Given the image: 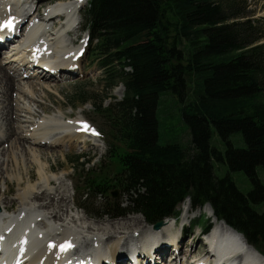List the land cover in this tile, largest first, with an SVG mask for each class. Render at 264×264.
<instances>
[{"label":"trees","instance_id":"trees-1","mask_svg":"<svg viewBox=\"0 0 264 264\" xmlns=\"http://www.w3.org/2000/svg\"><path fill=\"white\" fill-rule=\"evenodd\" d=\"M242 6L88 1L81 15L102 96L125 88L123 99L107 107L109 97L80 98L78 91V101L92 104L114 139L105 159L119 170L99 181L83 178L84 201L113 198L102 217L136 213L156 225L189 200L196 209L209 205L264 255V30L244 19ZM166 98L181 112L185 132L163 141L157 111Z\"/></svg>","mask_w":264,"mask_h":264},{"label":"bare ground","instance_id":"bare-ground-1","mask_svg":"<svg viewBox=\"0 0 264 264\" xmlns=\"http://www.w3.org/2000/svg\"><path fill=\"white\" fill-rule=\"evenodd\" d=\"M53 1L55 0H40L39 5L23 3L22 7H18L20 0H0V25L13 18L19 19V26H21V30L17 32V36L21 35L18 40L11 39L12 35L6 34L7 31H0V52L8 43L9 46L12 45L11 49L4 52V59L1 60L0 57V147L8 141L11 142L10 147H12L11 150L0 148V216H4L6 212H13L14 216L21 219L22 213H25L27 222L36 221L43 232L40 234L42 238L34 237L33 231L25 239H22L24 234L22 231L8 235L9 239H13L16 243L20 242L23 246L29 244L32 247L20 255L21 260H10L8 259L10 254L6 251L8 248L0 246V263L76 264L71 257L74 254L73 250L77 248L80 249L77 255L82 257L84 264H100L106 261L109 262L108 264H115L114 254L123 258L127 255L126 253L133 254L134 247L143 252V255L136 257V264H167V262L178 264L180 254L188 253L192 254L189 258L201 257L206 251L203 237L194 231L184 230L182 234H179L178 245L173 244V239L177 237V233L172 231L173 219H166L159 230L143 225V222L136 217L127 218L115 224L114 222L117 221L113 223L106 221L105 223L108 224L105 227L88 224L84 216L75 212L79 206L75 196L76 186L72 183L69 189L66 184L72 179V175L67 170L57 171L61 175L52 174L53 170L49 165L51 154L55 156V159L51 157L50 162L56 161L60 155L64 157L65 153L60 154L61 151H59L63 147L78 146L80 148L88 143L92 145L93 142L98 145L99 141L92 124L85 118L82 111L74 117V115L65 114L62 109L51 108L41 99L42 94L39 96L40 99H35V93L39 90L34 91L31 87L32 84L42 83L44 84L41 85L44 88L43 93L46 94L50 92L49 85L56 79H61V76L68 74H76L81 68L82 61L76 57L84 44L80 47L77 45L73 49L71 45L80 43L78 33L83 29L80 10L85 0H64L56 3ZM30 14L36 15L39 22H29L33 16H29ZM70 28H73L72 34H68ZM48 33H50L49 36ZM73 36L75 38L70 39L71 43L69 42L70 45H68L69 37ZM34 51L38 52V56L42 55L41 60L32 58ZM74 57L76 61H80L79 64L74 62ZM65 59L66 64L59 63ZM36 60L39 62L36 63ZM76 64L77 71L74 70ZM15 91L24 94L27 101L30 100L32 104L28 102L30 106L21 105L17 97H15L17 100L15 104ZM123 92L122 87L116 89L119 98L122 97ZM37 102L43 106L40 111L32 108H37L35 105ZM52 113L56 115H50ZM36 115L42 117L35 118ZM25 125L28 129L27 133L22 130L20 132L19 130ZM92 131V136L87 137ZM44 152L48 153L44 154ZM32 165L36 167L34 170L37 174V181L34 183L31 175ZM72 191L75 203L71 204L69 199H73L70 196ZM75 205H77L76 209ZM185 205L186 210H191L189 202ZM206 208L213 216L211 207L208 205ZM110 218L114 217L110 216ZM105 220L107 219L100 220L98 223ZM186 220L187 216H184L183 225L187 224ZM3 221L7 222L6 219ZM214 222L216 231L212 235L214 246H212L211 254L214 251L218 253L220 248H226V244L230 245L233 241H237L241 248L247 249V254L238 255L233 261L234 264H246L249 260L253 264H264V256L249 245L240 232L226 223ZM12 225L13 223L8 227ZM118 227L127 235L126 233H124L125 236L121 235V232L117 231ZM203 228H207V225ZM189 232L193 236L189 235ZM186 241L193 242V246L189 247L190 251L187 249ZM95 243L101 250L97 255L89 251ZM106 244H108L107 248ZM204 256H207V253ZM221 264L228 263L221 261Z\"/></svg>","mask_w":264,"mask_h":264},{"label":"rangeland","instance_id":"rangeland-1","mask_svg":"<svg viewBox=\"0 0 264 264\" xmlns=\"http://www.w3.org/2000/svg\"><path fill=\"white\" fill-rule=\"evenodd\" d=\"M27 1H28V3H30V5L35 6L38 3V1H40V0H27ZM44 1H46V0H44ZM57 1H64V0H55L53 2L56 3ZM88 1L89 0H85L83 2V6H81L80 11H82V10H84V8H86ZM239 1L243 4L242 10H243V13H245L244 19L250 20L251 22H253L254 25L260 26L263 28L262 30H264V0H239ZM37 5H39V3ZM31 15H33V14H30L29 16H31ZM33 16L31 17L29 22H32V21H36V22L38 21L39 22L36 15H33ZM81 22L83 25V29L78 33V36H79L78 39H79L80 43L79 44L75 43V45H73V44L71 45L72 49L77 45H79V47L82 46L83 44H84V46H86V54L81 59L82 63H80V61H76L75 57H74V62H77L78 64L80 63V66H81L78 73L72 74V75L71 74L65 75V76H67V78L65 76H61V79H56L54 81V83L49 85V88L47 87L48 90H50V92H47L46 94L43 93L44 88H42L41 85H44V84H42V83L32 84L31 87L34 91L39 90L38 92L35 93V99L36 98L40 99L39 96L42 94L43 98H41V99L44 100L45 104L51 108L55 107V108L62 109L65 114L74 115V117H77L78 113L82 111L85 118L92 124L93 131L96 132V135H97V138H99V141H98L97 146H91L88 143L87 145L82 146L80 148L78 146L71 147V148L63 147L59 151H61L60 154H62L63 152L65 153L64 157L60 155L58 158H56V161L52 160L50 162L51 157L53 159H55V156L51 154V157L49 159V165L51 166V169L54 171V172L52 171V174L61 175L58 173L59 171L67 170L72 175V179L68 180L66 184H67V186H69V185L71 186L72 183H75V186H76L75 196H76V201L78 202L79 206L77 207V211H75V212L79 213L81 216H84V218L86 219V222H89L88 224H95L98 226L105 227L108 224V223H105L106 221H109L112 223L114 221H117V222H114V224H115V223H118V221H124L127 218L132 219L133 217H136L141 222H143V225L149 226L146 223L144 217L142 215L136 214V213H128L125 216L116 217V218L115 217L110 218V216H105V217L103 216L102 217L101 216L102 211H103L102 206L105 205L106 203L113 201L112 200L113 198L111 197L110 194H108L107 198L103 197V198H99L96 200L95 199H89L87 201H84V199H83V192L85 190V184H84L83 178L87 174L89 175V179L93 178L94 180L99 181L100 179H103V178H110L113 174H115L117 172V170H119V166H118V164L113 163L112 161L107 162V160L105 159L106 155L108 154V152H107L108 151L107 148L109 147L108 142H111V143L114 142V139H113V137H112V135L108 129V124L106 122V119H104L98 113V111H96L94 109V107L92 106L91 103H87L85 105L80 103L78 101L79 100L78 99V95H79L78 91H79V89H82L80 98L86 97L84 92H86L88 94L99 93L100 96L102 97V99H105V97H109V99L105 100L104 107H107L112 103H116V102L121 101L123 99L124 92H123L122 97L119 98V96H117V94H116V88H115L110 93H108V94L105 93L104 96H102L103 84L101 82V72L97 69L96 65L95 66L92 65L93 60H92V57L90 56L92 46L90 47V45H89V37L87 35L88 33L84 31V23L85 22H84L83 17H82ZM20 30L21 29L18 28L17 31L19 32ZM47 35L49 36L50 33H48ZM20 36L21 35L17 36V33H16V34H14L12 39L18 40V38ZM73 38H75V36L69 37V40L67 42L68 45H70V43H71L70 39H73ZM65 39H67V38H65ZM78 39L76 40V42L78 41ZM9 45H10L9 43L6 45L4 51L8 50V48L11 49L12 45L11 46H9ZM0 57H1V60L4 59L3 54H0ZM59 63H63V64L65 63L66 64L67 61L65 59V60H61ZM70 64H73V63H70ZM62 66H64V65H62ZM76 67H78L77 64L74 67L75 71L78 70V68H76ZM33 85H35V86H33ZM16 91L14 92V99L16 100L15 97H17L18 101L20 102L21 105L30 106V105H28V102H29V104H32V102L30 100L27 101L26 96L24 97V94H22L19 91L18 92H16ZM22 95H23V97H21ZM89 96H91V95H89ZM23 98H25V99L23 100ZM165 100H166V105L163 108V106H162L163 101H161L160 107H162V110H158L157 115H158V118H159V121L161 124L160 125V133H161V136L163 138V141H168V140H172L173 138H175V137L181 135L183 132H185V128H184L183 120L181 117V112L179 111L178 107H175L174 105L171 104L173 99L171 98V100H170V98H166ZM16 102H17V100L14 103L16 104ZM35 105L37 106L36 109L31 106L34 110L40 111V109L41 110L43 109L42 104H40L39 102L35 103ZM39 114H41V112ZM165 114H166V116H165ZM41 115H39V116H41ZM45 115H46V113H45ZM50 115L53 116V115H56V113H52ZM36 116H35V118L39 117V116H37V117ZM164 117H166V128L163 126ZM33 121H34V119H33ZM35 121L38 122L39 119H35ZM73 121H75V120H73ZM82 121H84V120H82ZM29 124L31 125V123H29ZM23 127L19 131L20 132L25 131V133H27L26 132V130H28L27 126L25 125V127L24 128ZM93 131L90 132L87 137H91L90 135H92ZM189 139H190L189 134L186 131L182 140L185 142V141H188ZM10 146H11V142L8 141V143L5 142L4 145L1 146L0 148L3 149V147H4L7 150H11L12 147H10ZM86 147H88V148H86ZM121 150H123L122 147H121ZM45 153H48V152H44V154ZM78 159H79V161H77ZM107 159H109V158H107ZM51 164H53V166ZM82 164L85 165V167H84L85 171L82 170L83 167L81 168ZM31 169H32L31 170L32 182L34 183L35 181H37V178H36L37 174L35 171L36 167L34 165H32ZM64 173H66V172H64ZM66 174H68V173H66ZM70 186H69V189H70ZM17 190H18V187H17ZM112 192H114V196H115L116 201H120L123 203L126 202V197L123 196V194H121L120 191L112 190ZM73 193H74L73 191H72V193H70V196L73 198V199H71V198L69 199V200H71V201H69V202H71V204L74 202V196L72 195ZM12 199H14V197ZM186 202H189V201H186ZM186 202L179 208L181 211L180 212L181 216L179 219L180 220L179 226H177L175 228V231H176L175 233H177V235H179L181 233V227L184 226L186 228L188 225V224H184V225L182 224L183 217L187 215L185 213ZM17 206H18V204H17ZM76 206L77 205H75V209H76ZM183 206H185V207H183ZM190 206L192 207L191 204H190ZM81 207H83V208H81ZM208 211H210V210H208V208H206V207L203 210H200V209L195 210L193 214L188 215L186 223L188 220H190L193 217L198 218L201 214L203 215V217L209 218L207 216ZM86 214L88 215V217ZM90 216H92V217H90ZM104 219H107L105 221H102L105 224H100L102 222L98 223V221L104 220ZM214 221L215 220L208 221L205 218H202L201 220H199V222L202 225H207V224L211 225L212 224L211 226H213ZM111 225H113V224H111ZM141 228H143V226ZM117 229H119L117 231L121 232V235L125 236L124 233H126V232L124 230H120L119 227ZM185 230L189 231L188 227ZM114 231L116 232V230H114ZM172 231H174V228H172ZM192 231L198 232L197 229L192 230ZM188 234L193 236V234L191 232H189ZM126 235H127V233H126ZM186 243L188 244L187 249L190 251L189 247L193 246V242L190 241L188 243V241H186ZM105 246L107 248L108 244H106ZM79 250H80L79 248H77L76 250H73L74 254L77 255V253L80 252ZM194 252H195V250H194ZM190 255H192V254L191 253L190 254L188 253L186 255L180 254V257L178 259V264H199V262L198 263L195 262V259H194L195 257L189 258ZM74 257H77V256H74ZM187 258H189V259H187ZM167 264H168V262H167Z\"/></svg>","mask_w":264,"mask_h":264},{"label":"snow or ice","instance_id":"snow-or-ice-1","mask_svg":"<svg viewBox=\"0 0 264 264\" xmlns=\"http://www.w3.org/2000/svg\"><path fill=\"white\" fill-rule=\"evenodd\" d=\"M4 26H6V27H12V21L11 20L6 21Z\"/></svg>","mask_w":264,"mask_h":264},{"label":"water","instance_id":"water-1","mask_svg":"<svg viewBox=\"0 0 264 264\" xmlns=\"http://www.w3.org/2000/svg\"><path fill=\"white\" fill-rule=\"evenodd\" d=\"M162 225H163V222H160V223H158V224L156 225V228L159 229V228L162 227Z\"/></svg>","mask_w":264,"mask_h":264}]
</instances>
